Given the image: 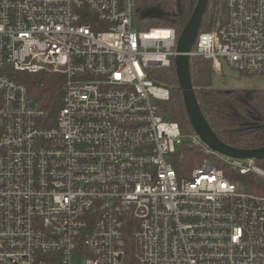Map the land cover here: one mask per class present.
Masks as SVG:
<instances>
[{"label": "built area", "instance_id": "obj_1", "mask_svg": "<svg viewBox=\"0 0 264 264\" xmlns=\"http://www.w3.org/2000/svg\"><path fill=\"white\" fill-rule=\"evenodd\" d=\"M189 57L264 77V0H224ZM134 0H0V264H264V167L164 117L149 78L176 55ZM59 74L45 126L19 74ZM184 142L212 158L185 171ZM179 152V153H178Z\"/></svg>", "mask_w": 264, "mask_h": 264}, {"label": "trees", "instance_id": "obj_2", "mask_svg": "<svg viewBox=\"0 0 264 264\" xmlns=\"http://www.w3.org/2000/svg\"><path fill=\"white\" fill-rule=\"evenodd\" d=\"M208 0L202 16L199 32L209 31L222 25L226 19L224 0H215L213 11H209ZM135 12L140 17L141 28L170 27L178 37L189 20L197 0H134ZM189 73L195 98L207 122L216 135L226 144L238 149H256L264 146V87L255 89L221 88L213 83L215 70L208 60L193 56L189 58ZM242 75V74H241ZM153 83L167 87L169 98L162 104L164 117L176 122L184 135L193 133L188 120L182 93L178 86L174 59L168 67L154 68L149 75ZM18 79L28 89L30 96L42 111V122L50 126L61 106L63 78L59 74H19ZM182 158L177 166L185 171L196 166L210 155L184 142L180 148ZM179 153V152H178ZM256 163L264 167V159ZM239 178L246 189L264 193V182L244 175Z\"/></svg>", "mask_w": 264, "mask_h": 264}, {"label": "water", "instance_id": "obj_3", "mask_svg": "<svg viewBox=\"0 0 264 264\" xmlns=\"http://www.w3.org/2000/svg\"><path fill=\"white\" fill-rule=\"evenodd\" d=\"M208 0H197L193 12L176 41L174 67L178 86L182 93L184 108L193 132L210 150L238 159H264V146L256 149H238L224 143L213 131L195 98L189 73V52L199 31Z\"/></svg>", "mask_w": 264, "mask_h": 264}, {"label": "rangeland", "instance_id": "obj_4", "mask_svg": "<svg viewBox=\"0 0 264 264\" xmlns=\"http://www.w3.org/2000/svg\"><path fill=\"white\" fill-rule=\"evenodd\" d=\"M214 1H211L208 5L209 11H213L215 9ZM213 83L214 85L227 88V89H255V88H263L264 87V77L263 76H244L240 73L230 69L229 67L223 65L222 70L220 72H215L213 75ZM72 264H80V258H72Z\"/></svg>", "mask_w": 264, "mask_h": 264}]
</instances>
